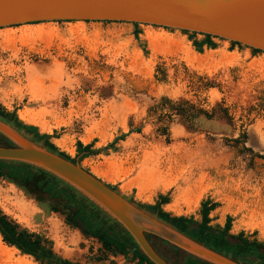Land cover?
Returning a JSON list of instances; mask_svg holds the SVG:
<instances>
[{
  "label": "rangeland",
  "instance_id": "obj_1",
  "mask_svg": "<svg viewBox=\"0 0 264 264\" xmlns=\"http://www.w3.org/2000/svg\"><path fill=\"white\" fill-rule=\"evenodd\" d=\"M122 22H48L0 28V105L70 158L76 143L98 151L80 164L125 198L199 221L216 202L212 227L264 240V52L203 35ZM178 109H181L179 112ZM229 125L213 134L201 120ZM121 136L123 138L121 139ZM39 177H35V180ZM34 180V181H35ZM33 182L0 177V210L43 234L55 255L78 264H132L70 227ZM194 226V225H193ZM169 263L186 254L151 238ZM97 258H101L100 260ZM0 264H39L0 237Z\"/></svg>",
  "mask_w": 264,
  "mask_h": 264
},
{
  "label": "water",
  "instance_id": "obj_2",
  "mask_svg": "<svg viewBox=\"0 0 264 264\" xmlns=\"http://www.w3.org/2000/svg\"><path fill=\"white\" fill-rule=\"evenodd\" d=\"M122 22L206 34L264 52V0H0V28L48 22ZM219 134L229 125L201 120ZM0 160L28 164L58 178L117 222L153 264H169L146 235L209 264H241L137 207L78 161L64 159L0 119ZM15 249V248H14ZM16 250V249H15Z\"/></svg>",
  "mask_w": 264,
  "mask_h": 264
},
{
  "label": "trees",
  "instance_id": "obj_3",
  "mask_svg": "<svg viewBox=\"0 0 264 264\" xmlns=\"http://www.w3.org/2000/svg\"><path fill=\"white\" fill-rule=\"evenodd\" d=\"M104 23H109L104 21ZM135 27L133 36L138 38L140 31L137 29L139 24L132 23ZM187 32V31H186ZM191 35L197 33L190 32ZM204 36L201 41H193L196 52H202V46L215 48V44L210 40L212 36L200 34ZM233 44H238L233 42ZM259 52V50L254 49ZM181 112V109H178ZM0 119L11 124L18 131L23 132L33 142L46 147L49 151L58 154L75 163V158H70L65 153L59 151L50 139L56 138L57 135L41 134L33 125L22 123L16 116L15 111H8L0 105ZM123 136H121V139ZM0 145L13 146V144L0 134ZM92 142L83 145L76 143V153L81 157L95 154L98 151L92 150ZM39 179L35 180V177ZM0 177L5 178L20 186L33 182L37 189H40L50 200L49 209L53 212H62L64 221L70 227L79 228L83 235L92 237L101 244V248L106 253L112 255L127 256L131 254L132 264H153L144 254L141 253L132 237L112 218L107 216L98 207L92 204L88 199L80 195L72 187L68 186L53 175L28 164L12 161L0 160ZM35 180V181H34ZM111 189L115 187L108 185ZM117 191V190H116ZM118 192V191H117ZM167 195H159L153 204H139L132 199L129 201L137 207L145 210L151 215H155L159 220L169 224L176 230L186 236L202 243L204 246L221 253L241 264H264V240L259 241L255 238L250 239L244 232L236 235L230 234L232 226V217L227 215L221 227H212L210 225V212L217 206L216 202L206 198L200 202L199 221H195L192 216H172L162 209V205L168 202ZM194 225V226H193ZM0 237L2 241L15 248L23 255L30 256L39 264H78L67 259H62L54 254L51 249V242L41 233L29 231L20 228L17 223L3 214L0 210ZM154 236L147 234L146 238L151 243ZM156 238V237H155ZM159 239V238H157ZM164 244L168 242L161 240ZM171 249L178 252L181 251L175 246ZM182 253H185L182 251ZM181 264H209L187 253ZM101 259V258H97Z\"/></svg>",
  "mask_w": 264,
  "mask_h": 264
},
{
  "label": "flooded vegetation",
  "instance_id": "obj_4",
  "mask_svg": "<svg viewBox=\"0 0 264 264\" xmlns=\"http://www.w3.org/2000/svg\"><path fill=\"white\" fill-rule=\"evenodd\" d=\"M206 118L209 119V118H211V117H210V116H207ZM107 185H109V184H107ZM110 186H111V185H110Z\"/></svg>",
  "mask_w": 264,
  "mask_h": 264
}]
</instances>
